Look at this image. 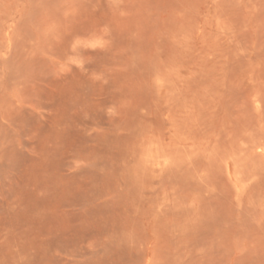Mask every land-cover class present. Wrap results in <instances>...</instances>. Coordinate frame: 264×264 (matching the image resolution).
Returning a JSON list of instances; mask_svg holds the SVG:
<instances>
[{"label":"rangeland","instance_id":"rangeland-1","mask_svg":"<svg viewBox=\"0 0 264 264\" xmlns=\"http://www.w3.org/2000/svg\"><path fill=\"white\" fill-rule=\"evenodd\" d=\"M0 264H264V0H0Z\"/></svg>","mask_w":264,"mask_h":264}]
</instances>
